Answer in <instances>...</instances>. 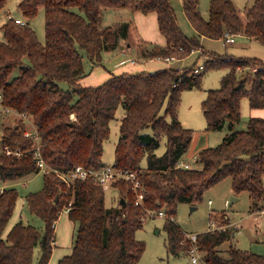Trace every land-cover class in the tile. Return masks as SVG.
I'll use <instances>...</instances> for the list:
<instances>
[{"label":"trees","instance_id":"trees-1","mask_svg":"<svg viewBox=\"0 0 264 264\" xmlns=\"http://www.w3.org/2000/svg\"><path fill=\"white\" fill-rule=\"evenodd\" d=\"M8 0H0L3 11ZM183 11L197 31L187 36L180 28L171 0H22L19 4L24 24L14 18L1 26L0 93L2 107L18 116L12 126H3L0 140V177L16 181L39 173L32 155L7 154L6 146L25 152L34 145L26 131H37L41 155L48 168L69 173L77 166L100 170L104 144L110 137V122L120 106L119 139L113 167L134 173L139 183L120 179L113 184L118 204L107 207L105 193L96 178L62 180L55 172L44 173L40 191L26 195L31 213L44 221L43 230L17 222L5 234L15 211L16 188L0 192V264H49L56 238L55 225L64 210L74 222L73 248L58 264H137L146 243L137 239L146 216L165 211L166 245L169 254L188 253L195 244L206 264H264L263 256L231 245L238 228L222 212L225 227L196 235L193 243L174 217L183 203L197 206L206 191L230 178L235 195L248 192L251 211L264 205V118L251 117L246 129L237 130L242 101L251 109L264 108V61L257 57L220 54L205 50L202 36L220 40L227 35H243L264 45V0H253L243 13L231 0H210L209 16L204 18L200 0H182ZM43 7L46 41L42 43L30 26ZM154 13L165 45L141 42V60L175 58L182 60L199 51L204 70L197 66L163 68L153 72L112 74L102 84L83 86L88 73L84 60L102 65L103 52L121 46L129 39L131 21L104 26V12L124 10ZM214 69H226L219 88L207 91L202 101L207 131L228 133L214 147L202 149L199 167L178 166L188 152L194 130L179 118L184 91L199 89L203 76ZM19 70L17 75L14 72ZM69 85L67 89L60 83ZM26 116V118H23ZM21 116V117H20ZM28 125H26V123ZM30 122V124H29ZM31 126L27 128V126ZM150 130V131H148ZM166 141L163 155L156 153ZM141 203L136 204L138 195Z\"/></svg>","mask_w":264,"mask_h":264},{"label":"rangeland","instance_id":"rangeland-1","mask_svg":"<svg viewBox=\"0 0 264 264\" xmlns=\"http://www.w3.org/2000/svg\"><path fill=\"white\" fill-rule=\"evenodd\" d=\"M22 0H8V4L3 11H0V40L3 39V32L1 30L2 24L8 19V15L13 18H21V13L19 11V4ZM179 1V2H178ZM235 6L243 13L246 6L250 5L253 0H231ZM173 6L180 5V10H178V24L182 31L187 36H195V31L183 13L182 0H171ZM209 6L210 0H200V10L204 18L209 16ZM103 25L110 26L114 25L120 21H128L132 18L131 11L124 10H107L104 12ZM129 17V18H127ZM24 20V19H23ZM30 26L35 30L39 40L42 43L46 41V31H45V11L41 7L37 16L30 21ZM134 32L132 30L130 38L128 40L122 41L120 47L103 52V68L112 71L123 64L129 63L131 60H139L138 48L135 47ZM207 43L204 44V48L208 51L217 52L220 54H225L228 50L233 52L235 55H246L250 57H257L264 61V46L258 43H252L244 45L242 42L237 41L234 44H228L223 41H216L214 39H206ZM238 43V44H237ZM132 44V46H130ZM237 44V46H236ZM228 48V49H227ZM242 48H244L242 50ZM201 53L198 55H192L187 59L189 65L183 67L177 66L176 68L185 69V67H192L194 63L196 65L203 64ZM85 71L89 73L95 66H101L92 63L89 59L84 60ZM226 69H214L207 72L203 76L202 85L199 89L187 90L182 94V102L179 111V118L186 125L187 128L194 130V137L190 149L184 157L185 163H189L193 167H199L196 162L199 151L202 147H214L222 142L223 137L229 132L227 128L223 131H207L206 119L203 115L202 101L207 96V91L210 89L219 88L221 84L222 77L226 74ZM225 72V73H224ZM19 70L14 72L17 75ZM61 87L67 89L69 85L65 82L60 83ZM204 97V98H203ZM243 109L241 110L242 115L245 116V107L249 106L248 99L242 101ZM0 103V133L3 126H12L18 121V116L12 114L11 112L6 113ZM125 113L123 106H120L116 117L110 122V137L104 144L103 161L107 165H113L114 163V153L115 147L119 139V126L120 120ZM241 118V122L236 125L237 129H246L245 119ZM26 123V122H25ZM30 124V122H29ZM28 125V123H26ZM31 129V126H27ZM150 131V130H148ZM2 135V133H1ZM166 151V141L163 140L160 147L157 149L156 153L158 155H163ZM196 156V158H194ZM44 172L33 173L22 177L16 181L3 182L0 177V191L2 188L14 187L19 193V198L13 217L7 228L14 224V222L22 221L24 224H31L39 229L43 230L44 221L30 212L27 203L26 195L31 192L40 191L44 185ZM236 196L237 201L234 202L232 206L229 205L231 197ZM212 201V204L209 201ZM105 203L106 206L111 208L118 204V199L113 190L106 191L105 193ZM251 199L248 192H242L239 195H235L232 189V184L230 178L218 183L214 187L210 188L205 192L203 200L197 206H192L187 203L180 204L178 206L174 220L180 226V228L191 235H197L210 230L212 216L218 220L222 226L225 227V222L223 221V213L227 214V218L232 226L238 228V232L235 238L226 242L221 246L222 250L228 249L231 245L237 247L241 250H248L257 253L264 258V215L258 220L253 218L251 214L256 211H250ZM195 208V209H193ZM63 212L59 217L56 225V233L59 236L63 235L64 242H66V236L68 235L69 229V218ZM165 218L158 213H153L146 216L144 221V226L136 233V237L146 243L145 252L137 264H195L191 260V255L189 253H181L178 256H174L168 253L166 245V231L164 230ZM240 225V226H239ZM57 236V237H58ZM192 240V239H191ZM193 246V244H192ZM40 255V247L36 248L34 263L37 264V259Z\"/></svg>","mask_w":264,"mask_h":264},{"label":"crops","instance_id":"crops-1","mask_svg":"<svg viewBox=\"0 0 264 264\" xmlns=\"http://www.w3.org/2000/svg\"><path fill=\"white\" fill-rule=\"evenodd\" d=\"M174 8L176 10V16H177L178 15V10H180V5H179V8H178V6L177 7L174 6ZM131 13H132V18H130L128 21H131L134 24V29H132V30H133L134 35H135L134 36V38H135V47L137 46V48H138V46H139V44L141 42L159 44V45H165L166 44V39L161 35V33H160L159 29H158L157 16L154 13H150V14H143L141 12H131ZM127 18H129V17H127ZM177 21H178V16H177ZM120 22H124V21H120ZM193 29H194V27H193ZM194 31H195V35H197V31L195 29H194ZM206 39H207V37L202 36V45H203V47H204V44L207 43ZM208 39H210V38H208ZM216 41H221V42L225 41L228 44L229 43L230 44H234L237 41H239V43L242 42L244 45L252 44V43H258V44L264 46L259 41L255 40V39H252V38H248V37L243 36V35H235L233 42H228L225 39H220V40H216ZM237 44H236V46H237ZM130 46H132V44ZM243 49L244 48H242V50ZM198 53H199V51L193 52L190 56H188L185 59L172 61V62L169 63V62H167L165 60H162V59L141 60L140 58H138V56H139V49H138L137 58L139 60H137V59L136 60H131L129 63L123 64L120 67H117L116 69H113L112 71L103 68L102 65L101 66H95L94 68H92V70L84 78H82L80 80V83L83 86H95V85L102 84L103 82H105L107 79H109V77L112 74H120L122 72L133 73V72H138V71L153 72V71L160 70V69H163V68H171V67L176 68L177 66L183 67L185 65H189L187 63V59L189 57H191L192 55H198ZM225 54L235 55L233 52H229V50ZM235 56H240V55H235ZM243 56H246V55H243ZM241 109H243V104H242V108ZM5 112L6 113H9V112L12 113L13 112L12 114H16L12 110H10L9 112L8 111H5ZM17 116H19V115H17ZM242 117H244L243 119H245V125H247V122H248V120L251 117H262V118H264V108L251 109L250 105L246 106L245 107V116L242 115ZM240 122H241V120H240ZM182 123L184 125H186L183 120H182ZM186 126H189V125H186ZM236 129H237V127H236ZM237 130H241V129H237ZM1 138H2V135L0 133V140H1ZM204 148H207V147H202V149H204ZM185 155L182 157V161L183 162H186L184 160ZM194 158H196V156ZM29 175H31V174H29ZM4 187L2 188V190L4 189ZM111 190H113L115 192V194L117 196V199L119 201L118 192L115 189H111ZM250 211H251V209H250ZM64 214H66V216L68 217L67 212H65ZM228 218H230V217H228ZM16 223L14 222L13 225H11L9 228L6 229V232H5L6 235ZM56 225H57V222H56ZM56 225H55V229H56ZM68 226H69V229H68V235L66 236V242H64L65 240L63 238V235L60 234L58 236L57 233H56V238H55V241H54V244H53L52 257L50 259L49 264H58L59 259H61L62 257L66 256V255H70L72 253L73 239H74L73 235H74L76 226H75L74 222H72V221H69ZM37 261H38V259H37Z\"/></svg>","mask_w":264,"mask_h":264},{"label":"built area","instance_id":"built-area-1","mask_svg":"<svg viewBox=\"0 0 264 264\" xmlns=\"http://www.w3.org/2000/svg\"><path fill=\"white\" fill-rule=\"evenodd\" d=\"M11 18H13V17L8 15V19H11ZM14 19L17 23H20V24L25 23L23 19H20V18H14ZM234 36L235 35H227L226 40L228 42H233ZM163 60H165L169 63L172 61H177V59H175V58H166ZM203 70H204L203 64H201L199 66L197 65L195 67V69L193 70V73L199 74ZM1 102H2V94L0 93V103ZM6 111L9 112L10 109H6ZM22 117L26 118V116H23V115H22ZM25 134L27 137H32L34 140V145L31 149L23 152L20 149L13 150L12 148H10V146H6L5 151L7 154H15L18 157L23 156V155H32L37 160L38 168L40 169V171H42L44 173L55 172L56 174L59 175L60 178H62V180H64L67 183H69L70 181H73V180H86L89 177H94V178H96L98 183L102 186L104 191H109V190L113 189V187H112L113 184L120 179H124V180L132 183L133 189L135 191L139 187V183L136 180V176L134 173L123 171V170H117L112 165H106L100 170L86 169L82 166H77L74 170H72L69 173H60L57 170L52 171L48 168L47 164L45 163V161L42 158L40 138H39L37 131L34 130L32 132L31 130H27ZM178 166L181 168H185V169H189L192 167L189 163H185L183 161L179 162ZM142 199H143V196L141 194L138 195L136 204L138 205L139 203H141ZM209 203L211 204L212 201L210 200ZM64 212H68V209L64 210ZM159 214L163 217H167L165 211H161ZM251 215L253 216V218H255L257 220L260 217H262L264 215V205L262 206V208L260 210H257L256 212H254ZM171 219H174V217H171ZM222 228H224L222 226V223L220 224L218 222V220L213 215L210 230H221ZM185 237L188 239H192L193 243L196 240V235H191V234L185 233ZM188 253L191 255V260L193 263H195V264H206L205 261L202 259V255L199 251V248L195 244H193V246L191 247V249L189 250Z\"/></svg>","mask_w":264,"mask_h":264},{"label":"water","instance_id":"water-1","mask_svg":"<svg viewBox=\"0 0 264 264\" xmlns=\"http://www.w3.org/2000/svg\"><path fill=\"white\" fill-rule=\"evenodd\" d=\"M237 200H238V198L236 196L231 197V199L229 201V205L232 206L234 204V202ZM193 209H195V208H193Z\"/></svg>","mask_w":264,"mask_h":264}]
</instances>
